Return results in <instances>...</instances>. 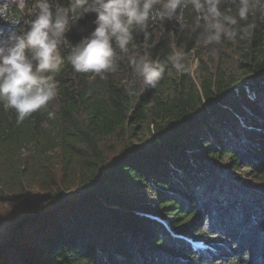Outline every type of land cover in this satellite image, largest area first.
I'll list each match as a JSON object with an SVG mask.
<instances>
[{"label":"trees","instance_id":"trees-1","mask_svg":"<svg viewBox=\"0 0 264 264\" xmlns=\"http://www.w3.org/2000/svg\"><path fill=\"white\" fill-rule=\"evenodd\" d=\"M10 15L15 23H0L21 27L23 12ZM95 18L86 14L66 33L73 45ZM244 23L255 28L234 41L237 76L218 67L196 82L188 70L178 80L166 72L156 88L134 84L130 96L132 82L118 84L112 73L68 79L65 60L56 98L23 123L0 103V194L51 193L47 205L0 223V264H264L263 14ZM149 31L129 53L164 60L202 41L175 20ZM144 124L150 140L141 137ZM112 138L121 145L115 154L105 151Z\"/></svg>","mask_w":264,"mask_h":264},{"label":"clouds","instance_id":"clouds-1","mask_svg":"<svg viewBox=\"0 0 264 264\" xmlns=\"http://www.w3.org/2000/svg\"><path fill=\"white\" fill-rule=\"evenodd\" d=\"M12 5L21 11L27 9L32 16L26 28L22 26L0 40V103L5 111L15 110L18 125L56 98L55 76L65 60L76 73H93L104 79L105 74L117 71L118 52L128 53L129 45L135 48L138 34H143L145 43L152 38L149 28L153 25L175 20L180 32L199 30L205 45H221L224 40L249 38L255 24L241 21L264 14V0H70L67 7L35 0L31 8L26 0H0V19L7 17L8 22L15 23L10 15ZM89 13L95 14V28L73 45L66 33ZM186 13L193 17L191 25L185 21ZM68 43L72 47L64 57L60 49ZM186 59L181 47L173 48L164 60L152 59L145 51L130 55L128 62L135 76L156 88L166 72H186ZM134 84L125 89L130 96ZM48 117L55 118V113L49 112Z\"/></svg>","mask_w":264,"mask_h":264},{"label":"rangeland","instance_id":"rangeland-1","mask_svg":"<svg viewBox=\"0 0 264 264\" xmlns=\"http://www.w3.org/2000/svg\"><path fill=\"white\" fill-rule=\"evenodd\" d=\"M9 2V0L7 1ZM35 0H26V4L28 8L33 7ZM53 5H56V0H50ZM12 7H16L12 5ZM23 12V18L21 20V25L25 28L27 27L26 21L30 20L32 16L27 14V9ZM264 19V14H263ZM21 26V27H22ZM20 28V23L18 22L16 26H11L6 23H0V40L5 39L9 33L13 31H18ZM164 28L162 27V30ZM88 36V35H86ZM86 36H83L86 37ZM65 47V48H63ZM69 44H65L61 46V49H69ZM187 53V59L185 61L188 72L190 73L193 80L196 82L199 80L200 75L207 70L215 71L218 67L224 69L227 73L232 75H240L242 73V69L240 67L242 57L240 55L241 48L236 46L234 41L224 40L221 45H205L203 41L199 42L196 48L189 50H184ZM134 52L122 54V59L127 62L125 69L120 71H116L112 73L111 76L115 77L118 84H122L124 82L135 81V84L142 89V91H146L148 86L144 84L143 80L133 74L131 67L128 65V57L132 55ZM134 54L142 55L143 53L140 51H136ZM180 73L175 72L173 70L172 75L175 80L179 79ZM87 76V73H75L74 70L70 71V74L67 76L68 79L75 80L78 82L81 77ZM109 76L105 75L103 81L109 80ZM174 81V80H173ZM172 81V84L174 83ZM174 87V86H173ZM171 87L169 90H172ZM153 129V125L151 126ZM141 137L144 140H150L153 137V134L148 128L147 124H144L143 131L141 133ZM137 142V140H133ZM121 145L116 138H112L106 142L105 151L106 153L115 154ZM4 196V197H3ZM51 201V193H47L45 191H39L37 188L28 189L24 195L16 196L15 198L8 197V195L0 194V223H3L10 218L21 214L23 210L29 209H37L43 205H47ZM5 227V226H4ZM3 228L0 227V237L3 232Z\"/></svg>","mask_w":264,"mask_h":264}]
</instances>
